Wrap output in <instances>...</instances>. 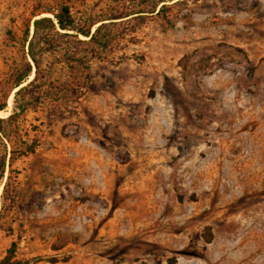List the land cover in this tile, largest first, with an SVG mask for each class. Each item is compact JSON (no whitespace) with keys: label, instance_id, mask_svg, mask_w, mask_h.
Returning <instances> with one entry per match:
<instances>
[{"label":"rangeland","instance_id":"rangeland-1","mask_svg":"<svg viewBox=\"0 0 264 264\" xmlns=\"http://www.w3.org/2000/svg\"><path fill=\"white\" fill-rule=\"evenodd\" d=\"M61 3L98 22L155 0H0V118L13 71L31 63L24 32ZM169 6L168 22L116 20L105 48L50 40L40 97L0 123V152L14 150L0 259L264 264V0Z\"/></svg>","mask_w":264,"mask_h":264},{"label":"trees","instance_id":"trees-1","mask_svg":"<svg viewBox=\"0 0 264 264\" xmlns=\"http://www.w3.org/2000/svg\"><path fill=\"white\" fill-rule=\"evenodd\" d=\"M183 0H155V3L151 4L148 8H139L134 12H117L108 16L106 18L96 21H76L69 9V6L65 3H61L56 8L48 10L50 16L47 15H37L31 22L32 32L28 38V30L24 32L23 42H26V56L30 59L31 63L26 61L18 68H16L11 76V88L13 91V104L11 113L5 118H0V123L11 120L15 115L23 112L28 105L33 101H36L40 97V91L31 92L30 88L37 84L38 79L44 77V80L40 83L47 81L49 78V71L46 70V74L40 76L39 74V57L47 50L52 43L50 40L57 37H70L73 38L78 43L89 44L98 48H105L113 39L112 26L116 25V20L130 17H137L141 21L144 20L145 16L148 15H161L164 21L168 22L165 17V12L170 8L169 5L180 2ZM171 2L170 4H168ZM156 8V9H155ZM132 15V16H131ZM107 21V22H106ZM120 21V20H119ZM98 23L94 26L91 31L92 25ZM86 38L84 40L79 39L78 36ZM72 48V46H70ZM74 51L70 50L65 56L67 59H71L74 56ZM82 56H76L75 61L82 63ZM33 67V76L25 84H22L29 76L31 68ZM86 68L85 66H83ZM27 97L26 99L24 97ZM4 108V104H0V110ZM0 138L8 139L7 134L4 132L3 128L0 126ZM0 152V179L3 176L5 169L6 155L8 156V165L13 158L14 150L7 151L5 145ZM34 150V143L25 145L23 148L18 150L19 155H26ZM10 172V170H9ZM10 184V176L7 175L2 186L1 192V205L0 213L3 210L4 203L7 202L8 207H12L14 204V198L7 193V189ZM9 209V208H8ZM208 241V239L206 240ZM11 251V250H10ZM12 253L4 256L0 259V264H29L27 261L14 262L11 260ZM32 264V263H31Z\"/></svg>","mask_w":264,"mask_h":264}]
</instances>
